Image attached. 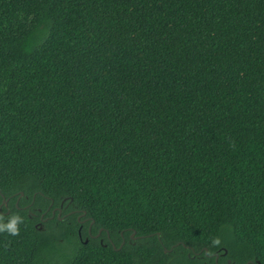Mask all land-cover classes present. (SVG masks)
Listing matches in <instances>:
<instances>
[{
  "label": "trees",
  "instance_id": "trees-1",
  "mask_svg": "<svg viewBox=\"0 0 264 264\" xmlns=\"http://www.w3.org/2000/svg\"><path fill=\"white\" fill-rule=\"evenodd\" d=\"M14 215L0 264H264V0H0Z\"/></svg>",
  "mask_w": 264,
  "mask_h": 264
},
{
  "label": "clouds",
  "instance_id": "clouds-1",
  "mask_svg": "<svg viewBox=\"0 0 264 264\" xmlns=\"http://www.w3.org/2000/svg\"><path fill=\"white\" fill-rule=\"evenodd\" d=\"M2 219V217H0ZM22 218L19 215H14L10 218L7 224L0 223V232H8L11 235L19 234V224L22 223ZM213 243L219 244V240H214Z\"/></svg>",
  "mask_w": 264,
  "mask_h": 264
},
{
  "label": "flooded vegetation",
  "instance_id": "flooded-vegetation-1",
  "mask_svg": "<svg viewBox=\"0 0 264 264\" xmlns=\"http://www.w3.org/2000/svg\"><path fill=\"white\" fill-rule=\"evenodd\" d=\"M4 203H5V201H4ZM54 213H55V211L53 210V211H52V215H53ZM60 213H61V212L58 211V215H59ZM89 229H90V228H88V232H89ZM85 241H86V240H85ZM227 263H228V261H227Z\"/></svg>",
  "mask_w": 264,
  "mask_h": 264
},
{
  "label": "water",
  "instance_id": "water-1",
  "mask_svg": "<svg viewBox=\"0 0 264 264\" xmlns=\"http://www.w3.org/2000/svg\"><path fill=\"white\" fill-rule=\"evenodd\" d=\"M22 195V194H21ZM99 233H100V231H99ZM134 234V233H133ZM133 234L131 235V237L133 238ZM165 252H167V251H165ZM215 258H217V256L215 257ZM228 263H229V261H228Z\"/></svg>",
  "mask_w": 264,
  "mask_h": 264
}]
</instances>
